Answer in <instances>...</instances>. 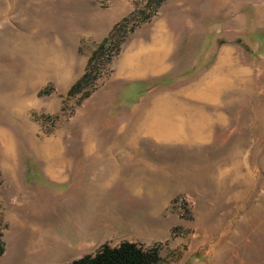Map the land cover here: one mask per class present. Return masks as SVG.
Masks as SVG:
<instances>
[{"label": "rangeland", "instance_id": "rangeland-1", "mask_svg": "<svg viewBox=\"0 0 264 264\" xmlns=\"http://www.w3.org/2000/svg\"><path fill=\"white\" fill-rule=\"evenodd\" d=\"M155 43L164 70L121 76ZM226 50L252 86L223 123L196 140L136 135ZM123 242L160 264H264V0H0V264Z\"/></svg>", "mask_w": 264, "mask_h": 264}, {"label": "bare ground", "instance_id": "bare-ground-1", "mask_svg": "<svg viewBox=\"0 0 264 264\" xmlns=\"http://www.w3.org/2000/svg\"><path fill=\"white\" fill-rule=\"evenodd\" d=\"M167 54L166 49L155 43L147 50L128 55L122 64L121 76L138 78L151 72L158 73L166 68ZM231 54V50H226L215 71L191 91L160 98L133 124L136 135L146 134L166 142L182 141L183 134L190 133L189 138L196 140L200 131H209L213 122L223 123L219 107L235 97L247 96L252 86L250 72L239 67ZM51 176L58 177L55 172Z\"/></svg>", "mask_w": 264, "mask_h": 264}, {"label": "trees", "instance_id": "trees-1", "mask_svg": "<svg viewBox=\"0 0 264 264\" xmlns=\"http://www.w3.org/2000/svg\"><path fill=\"white\" fill-rule=\"evenodd\" d=\"M107 44L105 42L103 45ZM91 58L89 66L92 65ZM89 68L72 91L82 86L89 77ZM161 256L158 248L145 249L137 243L123 242L117 247L104 245L95 254L86 255L69 264H160Z\"/></svg>", "mask_w": 264, "mask_h": 264}, {"label": "crops", "instance_id": "crops-1", "mask_svg": "<svg viewBox=\"0 0 264 264\" xmlns=\"http://www.w3.org/2000/svg\"><path fill=\"white\" fill-rule=\"evenodd\" d=\"M153 46H154V44H153L151 47H153ZM151 47H150V48H151Z\"/></svg>", "mask_w": 264, "mask_h": 264}]
</instances>
